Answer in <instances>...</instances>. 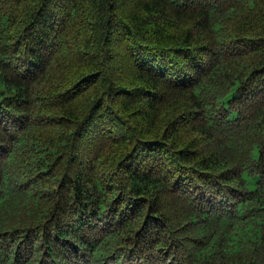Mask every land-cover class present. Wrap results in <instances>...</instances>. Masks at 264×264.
I'll list each match as a JSON object with an SVG mask.
<instances>
[{
	"label": "trees",
	"instance_id": "trees-1",
	"mask_svg": "<svg viewBox=\"0 0 264 264\" xmlns=\"http://www.w3.org/2000/svg\"><path fill=\"white\" fill-rule=\"evenodd\" d=\"M0 264H264V0H0Z\"/></svg>",
	"mask_w": 264,
	"mask_h": 264
}]
</instances>
